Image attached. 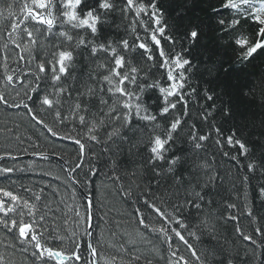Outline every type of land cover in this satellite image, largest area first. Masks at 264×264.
I'll use <instances>...</instances> for the list:
<instances>
[{
  "label": "snow or ice",
  "instance_id": "obj_1",
  "mask_svg": "<svg viewBox=\"0 0 264 264\" xmlns=\"http://www.w3.org/2000/svg\"><path fill=\"white\" fill-rule=\"evenodd\" d=\"M204 2L207 8L200 10L206 19L195 23L188 14L197 0H184L174 15L166 0H5L0 6V107L23 109L51 138L74 146L70 161L58 156L73 187L87 188L104 167L111 175L130 162L155 180L156 191L149 182L134 215L141 236L162 240L167 255L160 259L165 264H234L216 247L199 251L191 240L199 241L203 229L184 215L211 203L207 197L219 181V173L212 171L215 156L201 155L211 135L201 131L204 125L215 133L218 150H236L230 157L228 151L222 155L246 170L242 183L262 181L256 199L264 209V119L257 133L255 125L249 127L247 114L233 104L234 95L256 100L264 115V81L258 95L247 85L233 89L228 79L264 56V0ZM205 37L214 47L205 48L206 55L198 58L193 53ZM190 103L197 109L199 126ZM217 120L233 124L227 136L215 125ZM185 130L187 135H182ZM39 155L49 160L48 153ZM16 159L11 152L0 155V161ZM17 171L25 169L0 166V175L8 180ZM165 177L176 187L167 199L166 193L156 195ZM45 187L39 193L24 189L30 197L0 187V231L11 241L7 247L27 254L31 264H100L95 196L84 195L73 206L76 228L67 234L48 215L53 210ZM181 190L185 195L177 199ZM51 195H58V189H51ZM226 207L236 209L234 203ZM245 214L256 225L253 234L264 238V220L253 210ZM224 219L235 222L239 236L255 246L251 253L245 250L240 264H264V252L256 256L257 249H264V239L257 243L254 235L246 234L236 213L228 212ZM124 251L127 264H139L140 255ZM0 264L15 262L0 254ZM104 264H115V257Z\"/></svg>",
  "mask_w": 264,
  "mask_h": 264
},
{
  "label": "trees",
  "instance_id": "obj_2",
  "mask_svg": "<svg viewBox=\"0 0 264 264\" xmlns=\"http://www.w3.org/2000/svg\"><path fill=\"white\" fill-rule=\"evenodd\" d=\"M5 0H0V6H3ZM184 3V0H166V7L170 15H174L173 9ZM201 8H207V3L204 0H197L196 6L189 10L188 19L194 23L206 19V13L201 11ZM8 21L4 20L3 24ZM0 34H2V26H0ZM3 40L0 39V50H2ZM214 47L210 38L205 37L202 42V47L193 55L198 58L206 55L205 48ZM233 89H238L243 85L254 87L259 95L261 93L262 81H264V56H259L253 63L247 67L242 73L234 72L228 78ZM197 80L193 81V86H196ZM3 84L0 79V85ZM233 104L239 106L240 111L245 112L248 117V124L251 128L256 126L257 133L259 132V121L264 119L260 104L256 100H249L247 97L234 95ZM189 110L192 114L193 121L199 126L197 109L189 104ZM216 126H220L224 136L229 134V130L233 128V124L224 120L215 121ZM203 132L210 133L209 141L205 142V148L201 155L205 158L215 156V162L212 166L213 172L219 173V181L212 189L211 195L205 202L202 208L186 210L184 215L189 217L190 222L199 223L203 229V233L199 241L191 240L193 245L201 252H204L209 247H216L224 254L231 256L234 264H240V258L244 256L245 250L248 253L252 252L255 247L250 242L243 240L236 232V224L233 221L225 220L224 216L228 212H234L239 217V227L246 234H253L251 218L246 216L247 210H253L264 220V209H261L260 202L256 199L257 188L262 181L250 178V185L244 184L241 177L246 174L245 169H240L235 165L229 157L236 151L227 148L218 150L215 145L213 136L215 133L211 131L207 125L201 129ZM182 135H187L185 130ZM251 135V132L245 133V139ZM19 137V139H17ZM31 138V139H29ZM148 139L147 136L144 137ZM39 145L34 148L32 145ZM142 150V148H141ZM223 151L229 152V157L222 155ZM5 152H11L18 157L15 161L4 160L0 161V166H14L17 169H25V171H17L11 180L0 175V187H10L11 190L19 191L22 195L30 197L31 193H26L24 189L32 188L39 193L41 187L46 185L45 194L48 196V206L53 210L48 212L49 217L55 216L58 228L61 231L70 234L76 228L73 222V206H78L83 201V196H95L96 202V219L94 223L96 227V235L99 240L98 248L100 251V264H104L106 258L115 257V264H127L129 259L124 249L130 250L132 254L140 255L142 258L139 264H146L147 260H151L152 264H165V260L160 259V256H166L165 246L161 239H157L155 235L145 233L143 236L139 234L140 229L137 227L136 216L134 215L135 208L142 207L138 198L146 194L151 188L155 192L157 183L152 180L149 175H146L138 169L137 164L130 162L124 169L118 173L109 175L108 168L104 167L98 174L91 178L92 183L85 188L83 185H73L69 182V173L67 168L61 169L62 161L58 156H63L65 160L70 161L74 158V146L68 141H61L51 138L49 134L32 123L23 109L20 110H5L0 107V155ZM46 152L49 154V160L45 161L40 158L39 153ZM259 155V150H257ZM100 163H103V158ZM48 172L49 175H40L39 173ZM136 172V175H133ZM119 175L120 179H115ZM160 191L156 192L157 196L166 193L165 199L171 195V192L176 191L175 185L165 177L159 185ZM51 189H58V195L52 196ZM83 190L85 193L81 192ZM185 195L183 190L177 193L176 198H182ZM227 203H234L236 209H228ZM163 206H167L166 204ZM63 209V212L60 211ZM83 213V209H81ZM66 214V215H65ZM67 219V223H65ZM207 221L206 224L201 223ZM215 229L214 234L212 230ZM83 231V223L77 229L78 234ZM257 243L262 239L259 235H254ZM11 241L3 231H0V254L5 255L15 264H31L27 254L22 253L19 249H11L7 247ZM176 245H180L179 240L174 239ZM181 251L187 255L181 246ZM264 249H257V259L261 258V253Z\"/></svg>",
  "mask_w": 264,
  "mask_h": 264
},
{
  "label": "bare ground",
  "instance_id": "obj_3",
  "mask_svg": "<svg viewBox=\"0 0 264 264\" xmlns=\"http://www.w3.org/2000/svg\"><path fill=\"white\" fill-rule=\"evenodd\" d=\"M81 192L84 194L85 192L83 190H81Z\"/></svg>",
  "mask_w": 264,
  "mask_h": 264
}]
</instances>
